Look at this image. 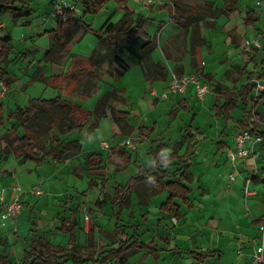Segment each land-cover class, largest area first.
Returning <instances> with one entry per match:
<instances>
[{
	"label": "crops",
	"instance_id": "0c3cea01",
	"mask_svg": "<svg viewBox=\"0 0 264 264\" xmlns=\"http://www.w3.org/2000/svg\"><path fill=\"white\" fill-rule=\"evenodd\" d=\"M24 1L27 9L33 11V15L31 0ZM52 1L50 0L44 17L51 11ZM139 1L143 2V0ZM171 1L175 0L163 2L155 0L152 5L143 3L150 9L161 10L163 9L160 8L161 4H168ZM238 1V10L229 16H221L217 20L216 28L201 26L200 36L204 42L197 45L195 49L192 47V31L185 33L172 18L157 24L155 21L148 20L145 15L136 16L141 20L143 31L156 42L153 60L167 68L169 72L167 79L147 80L137 56L138 42L134 39H130L128 45L120 43L119 49L114 51L103 39L97 38V42L89 48V51L82 52L75 48L91 32L82 31L78 34L61 54L66 60L64 62L70 64L66 75L63 78L60 77L62 81L60 88L68 96L60 95L65 100L93 112L106 93L119 90L121 101L113 102L111 105L129 113V125L124 128L127 133H124L116 124L108 107L106 115L100 118L97 124H95L96 119L93 118L87 123L82 133L76 131L61 136L64 144L74 141L81 143V150L78 153H74L67 159L63 156L58 161L49 157L41 164L35 161L22 162L20 158L6 151V137L3 142L0 138V190L7 201L12 199L16 186H21L25 191L21 197L23 203L21 214L14 221L7 222L5 226L0 216V261L8 260L12 264H19L28 249L27 243L33 235L32 230L44 241L51 243L55 250H71L77 246L78 251L83 255L93 254L95 258L100 257L95 250L85 251L82 248L81 239L86 234L89 245L93 247L98 231H102L103 225L109 224L110 227L113 225V228L105 229L103 233L115 239L114 248L121 239L137 235L140 241L154 250V252L145 250L137 253L129 258V264H252L257 246L261 245L260 228L264 221V183L260 179L264 176V147L261 143L248 142L246 147L251 151V155L246 160L236 162H231L228 154L230 150L236 148L235 135L243 130L242 126H246L242 123L240 126L236 125L235 112L244 107L256 108L258 105L254 106L252 103L240 105L231 113L232 120L228 122L216 116L215 108L216 100H223V97L216 92V87L220 86L222 93H226L246 83L244 77L236 85V80L240 78V70L247 63L248 57L245 51L248 48L257 49L258 47L254 44L256 40L261 44L259 48H262V36L257 29L247 28L244 20L247 10L257 11L259 8H264V4L257 0ZM225 2L226 0L220 8L225 5ZM8 3L10 0H0V5ZM184 3L190 4V2ZM216 5L219 7L217 3ZM18 7L20 8L21 5ZM80 11L82 12V8ZM78 12L79 10L76 14ZM134 12L136 13V10ZM12 19L19 21L13 17ZM222 21L227 24V28L222 29ZM260 25L264 32V19L260 18ZM57 27L58 24L53 26L52 30ZM3 29L4 23L0 22V31ZM116 55L128 66V69L114 63ZM10 56L7 61L11 58ZM236 56L238 60H245V66L237 68L236 71L239 74L231 78L234 87L230 89L221 79L224 75L229 77L230 69L226 63L227 59H233ZM177 65L182 66L185 75L197 74L203 83L210 82L215 85L216 95L213 97L215 116L225 125L216 136L210 134L206 126L202 127V124H198L197 118L203 115L200 116L197 112L200 104L196 102L201 101L194 84H190L183 94L170 92V79ZM2 76L10 77L11 75L1 64V80ZM119 78L122 83H118ZM112 80H115L117 84L111 85ZM258 92L261 91L255 90L254 94ZM207 96L211 97V92ZM95 97L98 100L96 106L90 109L85 100L96 101ZM5 98L0 99L3 104ZM190 98L193 100L191 105L188 104ZM32 99L36 98L29 99V102ZM29 102L17 104V108H25ZM178 109L182 110L183 115L193 114V120L188 126L197 131L199 140L190 169L193 182L189 186L191 190L189 199L192 205H184L177 201L180 206V217L164 214L161 206L169 198V193L162 191L157 184H140L131 190L127 204L121 208L114 206L113 198L117 187L126 186L131 179L155 166L154 157L150 154L152 148L156 149L160 144L165 145L162 151L163 158L172 154L177 148L180 156L185 154L186 145L180 146V143L187 126L181 130V137L177 136L176 132L179 131L177 126L183 116H180V113L177 117ZM6 110L5 107V116L8 120L3 127L8 124L11 126L13 123L17 124L15 118L11 120L9 115L13 114L14 110L9 108L8 113ZM166 125H168L167 129ZM140 128L147 130L154 128V133L141 134ZM101 131L107 138L100 139ZM136 134L145 142L139 145L136 152H132L124 147L123 143L126 138ZM162 137H165L163 142H156ZM1 143L4 144L2 148ZM104 144L107 147H104ZM91 154L103 157L104 162L100 167L89 169L86 166V159ZM8 156L11 157L8 159ZM114 162L121 163L123 166L116 168ZM77 168H82L83 172L79 174ZM170 171H176V167L171 168ZM113 173L116 174L114 188H111L109 197L105 196V199L97 197L95 211L91 212V217L87 215L90 217L88 222L84 221L86 223L84 233L80 229L79 221L74 218V212L81 208V202L86 200L85 196L88 193L81 191L78 183L83 181L81 183L84 185L88 179L91 186H97V178L104 181L107 179L106 174ZM61 183L69 184L70 188L76 190L74 196L70 198L74 199L71 207L67 206V202L61 204L62 194L59 188H62L59 186ZM39 184L43 186L42 191L45 195L37 201L38 198H35L30 190ZM164 193L166 198L159 204L156 201L157 196ZM65 209H69L70 214L68 212L64 214ZM244 210L248 215L240 214L244 213ZM102 214H108L109 221L106 222ZM117 227H125V234L117 235ZM91 230L92 236L89 235ZM72 237L75 238V242H71ZM185 242L189 246L192 244L190 247L186 245L189 257L182 254ZM194 253L206 254L208 257L199 263L197 258L195 260ZM61 262L62 264H91L80 261ZM113 262L115 264L114 260Z\"/></svg>",
	"mask_w": 264,
	"mask_h": 264
},
{
	"label": "trees",
	"instance_id": "16d2710c",
	"mask_svg": "<svg viewBox=\"0 0 264 264\" xmlns=\"http://www.w3.org/2000/svg\"><path fill=\"white\" fill-rule=\"evenodd\" d=\"M110 1H116L120 9L123 11V17L117 23L112 22V17H109L103 26L95 32L99 40L107 43L114 51L120 47V43L128 45L130 39L137 41L140 66L142 67L147 80L167 79L169 72L166 67L155 63L153 53L156 49V42L143 31L142 23L139 18H136V13L130 8L129 0H78L82 8L83 16L96 15ZM155 1V0H154ZM192 3L187 4L181 1H171L168 4H161L160 8L170 10L172 20L179 25L183 31H192V47L200 45L204 42L201 39V26L216 28L217 20L225 15L229 16L238 10V0H226L223 7H217L213 0H190ZM153 2L152 4H154ZM18 5H21L19 8ZM149 5V4H148ZM32 10L27 9L24 0H10V3L0 5V17L11 15L15 20H20L32 15ZM245 26L257 29L262 36V48H248L245 53L248 57L246 66L240 70V78L236 80L238 85L242 78L245 77L246 83L239 88H235L232 92L222 93L220 86L216 87V92L223 97V100H216V116L225 121L232 120V112L240 105L254 106L259 105L264 101V90L254 94L257 90V82L264 81V32L258 27L260 18L257 11L247 10L245 17ZM94 32L90 25H87L82 17H78L75 12L69 14V19L65 23H60L54 30L47 31L53 38V47L46 53L45 59L60 63L63 60L62 52L68 45L78 36L80 32ZM10 36H0V65L7 61L13 47ZM114 63L121 65L124 69L128 66L116 55ZM250 66H255L254 70L249 69ZM179 79L184 78L182 66L177 65L174 72ZM1 80V79H0ZM119 90L106 93L96 106L93 112L85 110L82 106L75 105L65 100L61 95L54 99H32L29 105L25 108L18 107L13 113L16 123H13L11 128L6 133V142L8 153L14 154L20 158L22 162L35 161L38 164L43 163L49 157L53 160H61L63 156H73L81 150V143L74 141L64 144L61 141V136L69 135L73 132L82 133L93 118L98 120L106 115V109L109 107L111 116L125 132V126L129 125V113L118 110L111 103L120 102L121 97L118 94ZM185 109H187L185 107ZM8 118L5 116V106L0 101V127H3ZM193 120V118H192ZM249 126H242L243 130L249 129ZM139 132L148 135L154 133V128L147 130L140 128ZM254 134L264 137V132H260L258 127L252 129ZM53 133L50 139L49 135ZM197 131L191 126H187L184 130V136L180 146L186 145L185 154L180 156L178 148L169 156L163 158L162 151L165 145L160 144L156 149L151 150L150 154L154 157L155 166L149 168L140 175L134 177L126 186H120L115 189L113 204L121 208L127 204L130 199L131 190L140 184H157L162 191L169 193V198L161 206V211L164 214L175 215L180 217V206L177 201L184 205L191 206L189 195L191 190L189 186L193 182L191 174L192 157L195 154L199 140ZM73 152V153H74ZM103 157L97 154H91L86 159V166L89 169L100 167L103 164ZM176 167V171L171 172L170 169ZM264 175V173H263ZM260 178V177H259ZM258 179V177H256ZM264 183V176L261 177ZM67 227V226H66ZM67 230V228H65ZM125 227H117L116 234L124 235ZM92 230L89 235L92 236ZM32 237L27 243L28 249L25 251L24 258L19 264H59L61 261L73 262H90L92 264H104L103 258L93 254L83 255L75 246L71 250H55L51 243L44 241L32 230ZM71 242H75L72 237ZM154 250L147 244L140 241L137 235L130 238L121 239L117 243V247L109 253L115 264H129V258L142 251ZM199 263H202L208 255L194 253ZM0 264H12L8 260L0 261ZM106 264V263H105Z\"/></svg>",
	"mask_w": 264,
	"mask_h": 264
},
{
	"label": "rangeland",
	"instance_id": "374dc122",
	"mask_svg": "<svg viewBox=\"0 0 264 264\" xmlns=\"http://www.w3.org/2000/svg\"><path fill=\"white\" fill-rule=\"evenodd\" d=\"M3 1H6V0H3ZM69 1L72 2L73 4H76L78 0H69ZM163 1H166V0H160V2H163ZM182 1L191 3L190 0H182ZM223 1L224 0H216L215 2L220 7ZM257 1H261L262 4H264V0H257ZM129 2H130L129 3L130 7L136 10L137 17L139 15H145V17H147L148 20L155 21L157 24H160L161 21H168V19L171 18L169 9H166V8H163L161 10H159L158 8L150 9L146 7V5L142 1H139V0H129ZM49 3H50V0H44V1L43 0H31L32 9L34 10V13L32 16L23 18L19 21H14L11 16H3L0 19V22L4 23V29L0 31V35H6V34L10 35L12 38L11 44L13 47V52L11 53V56H10L11 58L9 59V61H4L2 63L3 67L7 69L9 74L11 75L10 77L2 76V80L5 81L7 85V93L5 95L6 98L4 97L5 99L3 100L4 106L7 109L6 110L7 113L9 111L8 110L9 108L14 110L15 112L17 110V104L19 105H21V103L27 104L29 102V99L31 98H43V99L50 100V99L55 98L56 96H59L60 94L61 95L65 94L66 96H68V94H66V92L62 91L60 88L61 87L60 83L62 82L60 81V79L63 78L64 75H66L67 71H69L68 67L70 63L64 62L66 61L65 59H63L60 63L45 59L46 53L51 49V45L54 43L53 38L51 37L49 33H47V31L52 30L55 24L54 23L44 24L42 22V19L48 9ZM77 5H78V10H79V12L77 13V16L81 17L82 16V12L80 11L81 6L79 5V3ZM257 12L260 18L263 20L264 19V8L257 9ZM123 14L124 13L118 6L117 2L110 1L96 15L82 16L83 21L87 25H90L94 32H91L88 35H86L80 41L81 43L77 44L75 49L82 51V52L85 50L89 51V48L93 46L94 43L97 42L98 39L95 35V32L101 28L104 21L107 20L109 17H112V21L117 23L121 20V18L123 17ZM225 27L227 28V24L223 23L222 21V29H224ZM258 27H261L260 22L258 23ZM244 61L245 60L243 61L238 60L237 56L234 57L233 59H227L226 63H227L228 68L230 69L229 77L224 75L221 79V81L225 84V86L229 87L230 89L234 87L233 84L231 83V78L234 76H238L239 73L236 70L237 68H242L245 66ZM249 69L254 70L255 66H250ZM263 72H264V67H263ZM17 79H18V82H17ZM120 79L121 78H119L118 83H122ZM52 80H55V81H52ZM112 84L116 85L117 83L115 80H112L111 85ZM206 84H208L210 87L211 97L207 96L204 100H200L201 102L199 101L196 102L197 104H200V108L198 107L197 109L198 115L200 116L203 115L201 117L197 116L199 117L197 119H198L199 125L202 124V127L206 126L207 129L210 130L208 132L216 136V134H218V131L224 128L225 125L223 122H221V120H219L215 116V109L213 107V104H214L213 97L216 95L215 85H213L210 82ZM260 84L264 86V81L260 82ZM95 98H96V101L94 99L85 100L87 103V106L88 107L90 106V109H94L96 106V102L98 100H97V97ZM88 101H90V103H88ZM192 103H193V100L192 98H190L188 100V104L191 105ZM176 106H177V103L175 104V107ZM181 111L182 110L178 111L177 117L181 113ZM9 115L12 120L14 115L11 113ZM182 115L183 113L180 114V116ZM192 118H193V114L191 115L186 114L182 116L181 121H179V125L177 126L179 130L178 132H176L177 136L181 137L180 136L181 130L185 128V126L190 125ZM234 120L236 121V125L238 126H240V124L242 123L244 125L249 126L251 129L254 127L256 128L258 127L261 129V131H263L264 130V101H262L256 108H253V107L241 108L239 111L235 112ZM10 126L11 125L8 124L5 127L0 128V134L4 136V137H1L0 135L2 142L4 141V138L6 137V132L10 128ZM167 126L168 125H166V129L168 128ZM237 131H239V129ZM87 132H90V130H87ZM52 135L53 133L49 135L48 139H50ZM98 135L100 136V133ZM104 138H107V137L105 133L101 131L100 139H104ZM128 139H131L132 146L126 144V141ZM164 140H165V137L164 138L162 137V138H159L156 142H163ZM142 142H145V140H143L142 137L136 134V136L126 138L124 140L123 146L132 152H136L139 149V145ZM262 145L264 147V143H262ZM3 146L4 144L1 143V148ZM73 152L72 154L75 153ZM10 157L8 156V159ZM67 158H69V156L65 157V159ZM114 165L116 168L123 166L121 163H116V162H114ZM193 165H194V158H193ZM76 170L78 171L79 174L83 172L82 168H77ZM106 177L107 179L104 181L97 178L96 179L98 180L97 186H91V183L88 181V179L85 181L84 185L81 183L83 181H79L78 183V186L81 188V191H87L88 193L85 196L86 200L81 202V208L78 211L74 212V218L79 221V225L81 226L80 229L84 233H85L84 226H86L85 218L87 217V215L91 217V212L95 211L94 208H95V203L97 201V197L104 198V199H105V196L109 197L110 195L108 194L112 192L111 188L112 189L114 188L113 182L115 181L116 174L114 173L112 175L106 174ZM90 178H92V176H90ZM59 186H62V188L59 187L60 193L62 194L61 204L67 202V206L71 207L74 199H70V198L74 196L76 190H74V188H70V185L65 184V183H61V185ZM42 187L43 186H41L40 184L37 185V188H40L41 190H42ZM32 195L35 198H38L37 201H39V199L42 198L45 195V193L42 191V195H34V194ZM165 198H166V194L164 193L163 195L161 194L157 196L156 201L160 204L165 200ZM63 212L64 214H66L67 212L70 214L69 209H65ZM240 214H243L245 216L248 215L245 210H244V213L241 212ZM102 215L104 217L103 219L106 220L107 222V220L109 219L108 214L107 215L102 214ZM111 228H113V225L110 227L109 224L103 225L101 227L102 231H98V233L96 234L93 247L89 245V240L86 234H84V237H82L81 239L82 248L85 251L95 250V252L99 254L101 258L104 259L106 264H114L109 253L111 252L112 249H114L115 245L113 244V241L115 239L111 235L103 233L105 229L110 230ZM186 245L189 246L186 242L183 243L184 249H183L182 254L184 253L183 256L189 257L188 248ZM190 246H192V244H190ZM195 260H196V257H195ZM151 261H153L152 258H151ZM59 264H62V262H60ZM70 264H74V263H70Z\"/></svg>",
	"mask_w": 264,
	"mask_h": 264
},
{
	"label": "built area",
	"instance_id": "2783aa9c",
	"mask_svg": "<svg viewBox=\"0 0 264 264\" xmlns=\"http://www.w3.org/2000/svg\"><path fill=\"white\" fill-rule=\"evenodd\" d=\"M147 5L152 4L154 0H143ZM77 6L70 2L69 0H53L51 11L43 18L44 24L54 23L59 25L60 23H65L69 19V14L71 12H77ZM254 44L259 48L261 46L260 42L256 40ZM190 84H194L196 87V92L200 100H204L208 93L210 92V87L208 84L203 83L201 78L197 74L185 75L184 78L179 79L176 75H172L170 79V92L175 94H183L187 91ZM257 91H263L264 86L257 82ZM7 93V85L5 81H0V99L4 98ZM236 148L235 150L229 151V159L231 162H236L238 160H246L250 155L251 151L247 149V143L253 141L254 143H264V137L254 134L251 129L242 130L238 132L234 137ZM131 139L126 141L127 145H131ZM107 147L106 144L103 145ZM25 193L21 186H16L14 188L13 197L10 201L5 199V196L0 190V216L3 222V226L7 222L14 221L22 212L23 203L21 201L22 195ZM31 194L42 195V190L40 188H33L30 190ZM247 194L249 192L247 191ZM86 222L90 220V217L85 218ZM261 245L257 246L256 252L252 258V264H264V221L260 228Z\"/></svg>",
	"mask_w": 264,
	"mask_h": 264
}]
</instances>
